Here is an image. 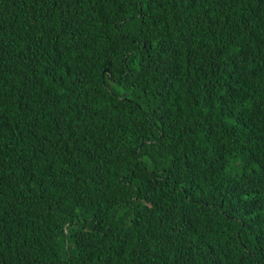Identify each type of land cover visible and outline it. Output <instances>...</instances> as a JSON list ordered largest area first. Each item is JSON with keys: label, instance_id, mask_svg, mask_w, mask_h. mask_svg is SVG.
<instances>
[{"label": "trees", "instance_id": "1", "mask_svg": "<svg viewBox=\"0 0 264 264\" xmlns=\"http://www.w3.org/2000/svg\"><path fill=\"white\" fill-rule=\"evenodd\" d=\"M0 264H264V0H0Z\"/></svg>", "mask_w": 264, "mask_h": 264}]
</instances>
